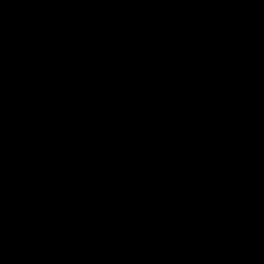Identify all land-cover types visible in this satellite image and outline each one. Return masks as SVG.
I'll return each instance as SVG.
<instances>
[{
  "label": "water",
  "instance_id": "95a60500",
  "mask_svg": "<svg viewBox=\"0 0 264 264\" xmlns=\"http://www.w3.org/2000/svg\"><path fill=\"white\" fill-rule=\"evenodd\" d=\"M0 264H264V0H0Z\"/></svg>",
  "mask_w": 264,
  "mask_h": 264
}]
</instances>
